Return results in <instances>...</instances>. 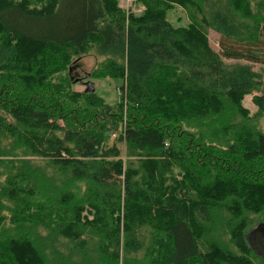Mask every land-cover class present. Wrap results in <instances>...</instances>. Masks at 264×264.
I'll return each mask as SVG.
<instances>
[{
  "label": "trees",
  "instance_id": "1",
  "mask_svg": "<svg viewBox=\"0 0 264 264\" xmlns=\"http://www.w3.org/2000/svg\"><path fill=\"white\" fill-rule=\"evenodd\" d=\"M141 1L0 0V264H264L245 240L264 221V133L242 104L259 92L264 112V0ZM169 3L200 24L173 26ZM90 51L121 80L114 104L73 90Z\"/></svg>",
  "mask_w": 264,
  "mask_h": 264
},
{
  "label": "rangeland",
  "instance_id": "2",
  "mask_svg": "<svg viewBox=\"0 0 264 264\" xmlns=\"http://www.w3.org/2000/svg\"><path fill=\"white\" fill-rule=\"evenodd\" d=\"M117 6L123 10L124 12H133L139 13L143 9V4L141 0H113ZM37 5L40 6V2H37ZM164 6V4H161ZM166 19L173 26H185L190 23L189 14L194 16L195 21L200 24L201 15L197 11V7L195 4L187 5V8L181 6L177 3H169L166 9ZM189 17V18H188ZM209 41V45L216 51L219 50L218 39L219 33H217L212 28L203 26L201 28ZM260 36L264 39V21L260 23ZM103 59V56L96 55L93 51L83 55L80 58L73 59L68 67L72 66L74 63L76 64V69H74L71 75L75 78H79L76 83L73 84V90L75 91H84L85 85H83L82 81L89 80L94 84V91L98 96H101L104 101L109 104H114L118 100V93L120 91L119 86L121 84L120 78H101L95 76L94 68L97 64ZM224 63L227 65H232L234 63L245 64L242 60H231L222 58ZM252 70L259 72L261 74L262 80L264 82V67L259 63L249 64ZM85 74H88V77H85ZM254 94H259V92L253 91L251 94L245 95L242 104L249 109L250 115H255L256 125L257 127L264 133V112L259 111L257 107L252 103V96ZM121 157L125 160L124 163L127 166V161H132L134 164L136 162L135 157H130L133 153V150H127L124 148V143L120 144ZM127 157H130L127 160ZM29 160L33 165L39 166L43 171L47 173V175L51 176L56 182H63V176L59 175V173L50 165L48 161V157H39V156H29ZM252 222L250 223L247 232L245 233V240L247 246L252 250V252L257 256L264 257V224L261 225L264 221L260 220L256 216H253ZM229 240V235H224ZM141 241L142 248L138 250L136 254L138 257L143 256V250L147 247L148 243L151 241V237L149 235L148 229L143 231V236L139 238ZM227 240V242H228ZM231 246H233L231 244ZM202 251H205L206 246L200 243ZM234 247V246H233ZM253 261H256L257 257H251Z\"/></svg>",
  "mask_w": 264,
  "mask_h": 264
},
{
  "label": "water",
  "instance_id": "3",
  "mask_svg": "<svg viewBox=\"0 0 264 264\" xmlns=\"http://www.w3.org/2000/svg\"><path fill=\"white\" fill-rule=\"evenodd\" d=\"M75 68H76V66H71L69 68V73L72 72ZM85 77L87 78L88 74H85ZM78 80H80V79L78 78L76 81H78ZM82 83H83V85H85V89H84L85 92H94V89H95L94 84L91 81L85 80V81H82Z\"/></svg>",
  "mask_w": 264,
  "mask_h": 264
}]
</instances>
